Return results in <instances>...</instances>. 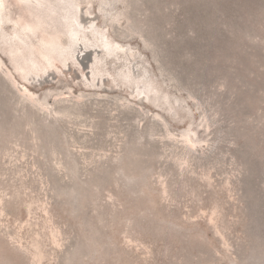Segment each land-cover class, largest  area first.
<instances>
[{
  "label": "rangeland",
  "instance_id": "obj_1",
  "mask_svg": "<svg viewBox=\"0 0 264 264\" xmlns=\"http://www.w3.org/2000/svg\"><path fill=\"white\" fill-rule=\"evenodd\" d=\"M2 1L0 264H264V0Z\"/></svg>",
  "mask_w": 264,
  "mask_h": 264
},
{
  "label": "bare ground",
  "instance_id": "obj_2",
  "mask_svg": "<svg viewBox=\"0 0 264 264\" xmlns=\"http://www.w3.org/2000/svg\"><path fill=\"white\" fill-rule=\"evenodd\" d=\"M115 2V0H106L103 2L101 8L102 9H106L107 6H110L112 5L113 3ZM128 3V2H127ZM3 4L4 2L2 0H0V8L3 7ZM5 5V4H4ZM126 5V4H125ZM130 6V5H129ZM106 11V10H105ZM0 15H1V12H0ZM103 17L106 18V16H108V13L106 12L104 15H102ZM126 17V16H125ZM76 18V16L74 15L73 16V19L71 18V22H69V27L70 29L68 30L67 34H69L71 37H72V42H71V45L70 46H66V44H62V45H59L58 47H56V43L54 41H47L46 42V46L44 47V51L46 52V58H49L47 53L53 51V52H57L59 55H61L62 57H65L66 54H71V52H74V44H75V39L73 38L75 35H76V32L77 30L73 27V22H74V19ZM112 20H114L116 18L115 15H113L112 17ZM127 18V17H126ZM129 20V19H128ZM111 21V20H110ZM78 25L81 26V22H78ZM130 26V25H129ZM131 29V28H129ZM132 30V29H131ZM129 32V31H128ZM131 32V31H130ZM137 33V32H136ZM132 34V33H131ZM144 40V39H143ZM146 41V40H145ZM106 48H107V52L109 53V51H113V52H116V51H123L125 50L124 46L123 45H120V44H113L109 41L106 42ZM125 54L124 56L123 55H119V52L115 55L118 56L120 59L124 58L126 60H130L131 57H134V53L132 50H125L124 51ZM94 63V62H92ZM138 64H141L140 62H138ZM163 72V71H162ZM164 73V72H163ZM161 74V73H160ZM123 75L125 76H130L132 80H140L141 78H145L144 82H142V86L139 87L140 88V91L138 92V96L141 97L140 99H142V95H146V99H149L147 96V92H153V93H158L160 91V88L158 86V84L149 78V76H144V74L141 75L140 78H136L135 75L130 71V70H127L125 72H123ZM162 75V74H161ZM39 76H36V77H30V78H27V81L30 83V82H38L39 83V80H41V78H38ZM33 80V81H31ZM148 101V100H146ZM153 101V100H152ZM161 101L162 102H166L168 101V96L167 94H165L164 92H162V98H161ZM175 101H177L179 103V100L178 99H175ZM156 102V100H155ZM181 105V103H179V106ZM181 107V106H180ZM64 113H69V111L67 112L64 111ZM207 117V116H206ZM205 117V118H206ZM209 118V117H208ZM75 123V122H74ZM152 128V127H151ZM155 128V127H154ZM156 129V128H155ZM153 132V131H152ZM189 131L186 130L182 136H186L188 135Z\"/></svg>",
  "mask_w": 264,
  "mask_h": 264
},
{
  "label": "water",
  "instance_id": "obj_3",
  "mask_svg": "<svg viewBox=\"0 0 264 264\" xmlns=\"http://www.w3.org/2000/svg\"><path fill=\"white\" fill-rule=\"evenodd\" d=\"M55 78V77H54ZM47 80L45 79V80H43V81H41V83L39 84V85H36V86H42L43 85V83H45ZM106 90H108V89H106Z\"/></svg>",
  "mask_w": 264,
  "mask_h": 264
},
{
  "label": "trees",
  "instance_id": "obj_4",
  "mask_svg": "<svg viewBox=\"0 0 264 264\" xmlns=\"http://www.w3.org/2000/svg\"><path fill=\"white\" fill-rule=\"evenodd\" d=\"M221 27L224 28V26H221ZM188 35H193V33H190V34H188ZM166 39H169V38L167 37Z\"/></svg>",
  "mask_w": 264,
  "mask_h": 264
}]
</instances>
